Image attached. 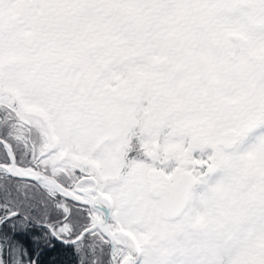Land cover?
<instances>
[{
	"label": "snow or ice",
	"instance_id": "1",
	"mask_svg": "<svg viewBox=\"0 0 264 264\" xmlns=\"http://www.w3.org/2000/svg\"><path fill=\"white\" fill-rule=\"evenodd\" d=\"M0 264H264V0H0Z\"/></svg>",
	"mask_w": 264,
	"mask_h": 264
}]
</instances>
